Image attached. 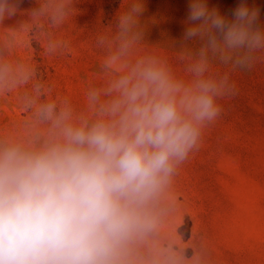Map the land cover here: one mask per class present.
Masks as SVG:
<instances>
[{
    "label": "clouds",
    "instance_id": "obj_1",
    "mask_svg": "<svg viewBox=\"0 0 264 264\" xmlns=\"http://www.w3.org/2000/svg\"><path fill=\"white\" fill-rule=\"evenodd\" d=\"M23 4L0 0V22L27 11L55 26L71 9L70 0ZM144 7L132 0L118 16L101 62L105 81L88 89L86 110L37 84L23 97L36 130L0 133V264H136V245L155 230L179 167L220 116L218 101L235 92L212 62L249 70L264 53L258 7L239 0L222 13L208 0H189L178 45L199 47L188 78L178 77L166 58L136 55ZM9 57L0 48L3 92L28 79L26 66Z\"/></svg>",
    "mask_w": 264,
    "mask_h": 264
},
{
    "label": "rangeland",
    "instance_id": "obj_2",
    "mask_svg": "<svg viewBox=\"0 0 264 264\" xmlns=\"http://www.w3.org/2000/svg\"><path fill=\"white\" fill-rule=\"evenodd\" d=\"M132 0H70L67 17L53 26L29 12L0 22V48L26 66L28 79L0 91V133L27 136L23 97L39 84L49 98H67L86 110V93L101 86V62L115 35L118 16ZM60 0H24L23 9ZM189 0H144L139 28L144 38L136 55L166 58L178 77L198 42L179 46L186 28ZM239 0H208L230 13ZM260 9L264 0H247ZM103 39L104 44L98 42ZM228 72L233 95L221 98L220 116L202 134L198 149L179 167L155 230L136 245V264H264V53L249 70L212 62Z\"/></svg>",
    "mask_w": 264,
    "mask_h": 264
}]
</instances>
